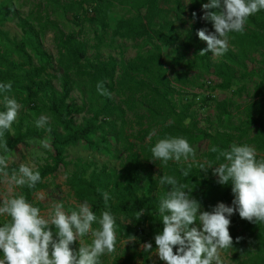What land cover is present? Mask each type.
Listing matches in <instances>:
<instances>
[{
  "label": "trees",
  "instance_id": "1",
  "mask_svg": "<svg viewBox=\"0 0 264 264\" xmlns=\"http://www.w3.org/2000/svg\"><path fill=\"white\" fill-rule=\"evenodd\" d=\"M51 1L62 9L65 15L73 13L76 21L82 16L86 17L90 11L95 14L92 21L99 24L104 32L111 28L109 16L116 0H103L99 4L96 0H69L67 3H63L62 0ZM208 2L209 0H188L186 4L184 0H138L136 15L119 19L112 28V36L132 42L144 40L151 48L139 53L127 63H118L114 57L91 61L87 58V46L80 39L79 31L69 33L60 31L58 66L62 72L53 75L54 80L60 81V89L52 85V78H46L50 75L48 70L54 59L45 52L40 43L41 36L46 34L50 26H55V23L47 15V21L41 25L39 31H36L28 20H21L20 25L26 39L18 44V51L26 54V49L30 48L39 59V65H30V68H26V63L13 61L9 55L0 53V83L10 82L12 91L7 95L14 97L23 108L34 111L38 116L42 114V109L36 106L37 101L40 100V95L50 91L46 112L53 120V124H47L44 129L28 126L23 130L24 119H21L14 127V135L11 134V130L5 132L4 136L0 137V143L6 140L11 152L19 145H28L29 142L40 140L48 134L55 155L52 156L51 163L36 170L40 172L42 180L34 189L24 186L18 188L16 193L23 194L29 203L42 211L45 206L42 202L36 201L35 196L46 187V180L49 177L69 165L67 149L81 145L89 150L103 151L108 149L107 142L113 138L121 142L127 152L126 160L119 172L103 167L101 171L92 172L87 176L90 164L80 161L76 165V172L70 174L67 183L77 201L80 203L86 201L97 216L106 210L115 216L118 236L129 238L145 233L144 236H147L148 242L153 245L152 252L157 248L155 235L163 231L162 218L158 211L159 201L169 190V186H159L160 183L150 174H145L147 163L153 160L152 147L142 146L140 150H136V145L131 142L132 137L144 141L155 130L158 139L182 135L191 145L195 144L197 149L201 148L204 141L220 150L230 149L233 143L247 144L256 149L257 160L261 155L264 159V70L258 75L257 70L251 68L256 61L254 53L264 49V10L248 18L243 33H229L233 50L228 48L221 61L215 63L212 62L210 51L203 56L199 54L202 49L207 48V44L198 37L197 31L202 28L208 30L213 28L211 22L201 19L204 14L202 4ZM193 12L196 13L195 19ZM177 22L183 27L188 25L183 38L184 53L167 64L164 48L177 46L181 38ZM28 58L30 59V56ZM259 64L264 65V54ZM182 67L187 70H198L204 78L203 87L206 89L207 86L211 92L222 90L232 91L239 97L249 95L250 100L245 106H240L232 98L219 100L213 95L203 97V105L214 103L219 118L224 117L227 121L232 120L231 110L237 105L236 108L243 118L238 124L228 127L235 134L227 133L222 136L207 131L196 132L199 120L195 115H190L193 117L192 122L186 124L194 101L178 112V106L172 99L174 94L172 81L181 84L182 87H191L193 84L188 72L176 70ZM171 71L174 75L173 80L168 75ZM73 75L87 79V84L97 96L96 102L90 101L89 104L82 106L69 104L74 87ZM211 76L216 77L219 83L208 85L206 79ZM238 77L256 79L252 94H249L246 85L234 90L235 79ZM99 81L105 82L104 86L111 93L110 97L97 92L96 86ZM113 94L119 98L118 102ZM3 95L4 93H0V99H3ZM83 113L89 114L90 117L85 119L82 126H76L74 115ZM133 122L141 128L137 134H129ZM48 128L51 131H47ZM97 133L105 143L104 147L97 146L91 140V136ZM0 155H4L2 150ZM208 155L211 156L212 162L216 160L217 153L209 151ZM222 162L223 158L217 164ZM181 170L178 165L167 164L164 175L174 176L180 183L193 189L191 196L200 203L201 210L207 207L208 199L222 185L218 184L217 180L205 185L193 170L187 178L181 174ZM8 171L12 172L10 168ZM142 184L146 185L144 189ZM225 186L226 192L220 202L226 204L234 195L231 184ZM100 190L109 193L107 206ZM154 190H157L156 194H153ZM72 210L78 208L73 207ZM141 210L143 214L137 219V213ZM10 219L7 217L1 226ZM97 228L99 225L93 224V229ZM88 236L90 234L82 240L89 242ZM231 237L233 248L226 249L230 256L241 261L240 264H264V223H251L245 220L233 231ZM237 237L241 238L238 243ZM176 250L174 247V253ZM151 252L142 251L138 256L144 258L146 262L145 259ZM0 258H3L2 250ZM126 260L128 263L133 261L131 258ZM145 262L143 264H147ZM163 263L164 261L159 260L155 264Z\"/></svg>",
  "mask_w": 264,
  "mask_h": 264
},
{
  "label": "clouds",
  "instance_id": "2",
  "mask_svg": "<svg viewBox=\"0 0 264 264\" xmlns=\"http://www.w3.org/2000/svg\"><path fill=\"white\" fill-rule=\"evenodd\" d=\"M202 10L201 19L211 22L214 31L209 32L207 28L197 31L198 37L207 43V48L199 54L203 56L210 51L219 57L228 51L229 33H243L248 18L264 10V0H209L202 4ZM192 15L195 19L196 13ZM104 85V81H99L97 92L110 97L111 93ZM11 91L10 82L0 83L6 109L0 111V137L11 130L23 107L7 95ZM49 121L50 117L41 115L36 121L37 127H45ZM46 130L51 131L50 128ZM154 134L155 130L148 139L151 140ZM40 144L51 150L48 138ZM0 150L4 153L0 155V185L6 190L0 194V216L11 218L0 226V250L3 253L0 264H100L102 256L116 252V218L110 211L97 216L85 201L78 210L66 212L62 203H56L45 217L40 208L15 191L24 186L34 189L42 180L40 172L34 171V166L21 164L9 173L6 140L0 143ZM209 151L217 153L216 160L223 158L224 162L218 165L207 162L200 164L199 169L207 172L211 168L218 184H231L232 206L220 202L211 211H202L200 203L191 196L193 189L174 176H161L159 183L169 186V190L159 201L163 231L155 235V254L166 264H223L220 250L233 248L230 217L238 212L248 222L264 223V159L257 160L256 149L247 144L233 143L228 150L213 146ZM151 153L153 161L159 160L166 165L169 161L188 162L195 158L196 150L186 138L168 136L159 139ZM190 173L191 165L181 170L186 178ZM102 195L107 206L109 193L102 191ZM38 198L44 199L43 194H38ZM142 214L143 210L139 211L137 219ZM93 224H98L99 228L93 229ZM89 234L93 239L91 244L85 245L82 238ZM240 239L237 237L236 242ZM134 240L135 237L129 236L126 244ZM77 241L80 246L75 251L71 245ZM174 247L177 248L175 253ZM142 249L151 252L152 244L145 243Z\"/></svg>",
  "mask_w": 264,
  "mask_h": 264
},
{
  "label": "rangeland",
  "instance_id": "3",
  "mask_svg": "<svg viewBox=\"0 0 264 264\" xmlns=\"http://www.w3.org/2000/svg\"><path fill=\"white\" fill-rule=\"evenodd\" d=\"M62 1L63 3L69 2V0ZM102 1L103 0H96V3H102ZM137 1L138 0H116L112 8L113 10L109 16L111 28L104 32L99 24L92 21L95 14L90 11L86 17L82 16L81 19L76 21L73 13L65 15L63 10L54 5L51 0H0V53L9 55L13 61L26 63V68H30V65H39V59L30 48L26 49V54L19 53L18 51V44L26 39V35L21 28L20 22L21 20H28L30 25L33 26L36 31H39L41 25L47 21L48 15L49 19L55 23V26H50L48 28L46 34L41 36L40 43L42 44L45 52L51 55L54 59L53 65H51L48 70L50 75L46 78H52V85L57 89H60V81L53 79V75L60 74L62 72V69L58 66L60 31H64L66 33L79 31L81 35L80 39L83 40L87 46V58L91 61H96L98 59L107 60L109 57H114L118 63H127L136 58L139 53H144L151 48V46L144 40L132 42L118 37L113 38L112 36V28L119 19L130 18L136 15ZM184 2L188 4V0H184ZM176 26L181 33V38L177 46L164 48V57L167 64H169V62L174 58L184 53L183 38L186 34L188 25L183 27L179 22H177ZM208 31L213 32L214 28L209 29ZM203 42L207 44L205 41ZM228 48L233 50L230 41ZM263 54L264 49H260L258 52L254 53L253 56L256 61L253 62L252 67L250 66L251 68L257 70L258 75L264 70V65L259 64V61L262 60ZM189 55H191V52ZM28 56H30V59ZM211 58L212 62L217 63L221 61L222 56L216 57L211 55ZM176 70L188 72V77L193 81L191 87H182L181 84L172 81V89L174 91L172 99L178 106V112L183 109L185 105L194 101V105L189 110V117L185 121L186 124L189 125V123L192 122L193 117H190V115H195L199 120V127L196 129V132L207 131L218 133L222 136L227 133L235 134V132L229 130L228 127L238 124L240 119L243 118L241 112H239L236 108L237 105H235L231 110L232 120L227 121L224 117L219 118L214 103H204V105L202 103L203 97L206 96L207 91L209 90L203 87L204 78H202V75L199 74V71L187 70L185 67L177 68ZM168 75L169 78L173 80L174 75H172V71L169 72ZM211 78H213L216 83H219V80L216 77L211 76ZM72 80L74 87L70 95L69 104L82 106L84 104H89L90 101L96 102L97 96L92 92V89L87 84V79H80L73 75ZM244 85L248 86L249 94H252L254 87L256 86V79H240L238 77L235 79L234 90H237ZM193 94H197L198 98L194 97ZM214 94L219 100L232 98L240 106H245L250 100L248 94H244L242 97H239L232 91L216 90ZM113 97L117 102L119 101V98H117L115 94H113ZM49 99L50 91L46 94L40 95V100L37 101L36 105L42 109L41 115L48 117L50 116L46 112V106ZM2 101L3 99H0V111H5L6 109ZM40 116L36 115L34 111H29L28 109L22 107L19 111L17 121L12 125L11 134L14 135V127L21 119H24L23 130H25L28 126L37 127L36 121L40 118ZM89 117L90 115L87 113L74 115L75 125L82 126L85 119ZM48 124H53V120L51 118ZM45 127L37 128L44 129ZM140 129L141 128L133 122V127L129 128V134H137ZM180 137L183 136L181 135ZM45 138L50 140L51 150L45 149L40 144V141ZM91 140L97 146L104 147L105 145L99 133L91 136ZM158 140L156 132L152 135L151 140H149L148 137L144 141H140V139L135 140L133 137L131 138V142L136 145V150H140L142 146L153 147ZM107 145L109 146L108 149H103V151L89 150L81 145L67 149L66 156L69 165L66 168L60 169L55 175L49 177L46 180V187L35 196V200L42 202L45 206V208L41 211L42 215L47 217L48 213L56 203H62L66 212H70L73 207L78 208V206L82 204L77 201L74 193L71 191V188L67 183L70 174L76 172V165L78 162L82 161L83 163L90 164L87 176H90L92 172L101 171L103 167H107L109 170L116 172H119L122 169L127 156V152L123 144L119 141H115L113 138H110ZM192 146L196 150L194 159H190L188 162L169 161L167 164L178 165L180 169L188 168L189 165H191V170L196 173L198 179L205 185L210 183L212 180H217V177L213 174L211 168L208 169L207 172L199 169L200 164L212 162L211 156L208 154L209 149L213 146H211L208 141H204L200 149H197L195 144H192ZM7 155L9 156V168L11 171L17 170L21 164L34 166V171H36L40 166H45L51 163V158L55 155V150L51 144V137L48 134H45L40 140L29 142L28 145H19L16 149L7 153ZM261 159H263V155L258 158V160ZM218 161L219 160H215L213 163L218 165ZM167 164L165 165L159 160H151L147 163L145 174H150L154 180L159 182L161 176L165 174ZM215 165L213 167H215ZM160 185L161 184H159V186ZM142 186L143 189L146 187L145 184H142ZM217 189V192H215L214 195L208 199L207 207H203L202 211H211L215 204H218L220 200H222L226 192V186L222 185ZM5 191V188L0 185V194H3ZM15 191L17 192L18 188H16ZM156 193L157 190H154L153 194ZM38 194H43L44 199H39ZM233 199L234 196L230 198V201L227 202L226 205L232 206ZM6 220L7 216H0V226ZM230 221L229 232L231 235L233 231L236 228L238 229L239 225L245 220L239 216L238 212H236L230 217ZM144 235L145 233L136 236L133 242H129L127 244L126 242L129 238L117 235L116 252L112 255L102 256L100 258V264H143L145 262L144 258H141L138 255L143 251L142 245L149 243V238ZM92 239L93 237L90 235L88 236L90 243L86 240L82 241L85 245H89L91 244ZM79 246L78 241L77 244L71 245L75 251L79 250ZM220 256L223 264H240L241 262L230 256L226 250H220ZM127 258H131L133 261L128 263L126 260ZM145 260V263L147 264H155L160 259L158 255L155 254L154 250ZM163 264H166V262Z\"/></svg>",
  "mask_w": 264,
  "mask_h": 264
},
{
  "label": "built area",
  "instance_id": "4",
  "mask_svg": "<svg viewBox=\"0 0 264 264\" xmlns=\"http://www.w3.org/2000/svg\"><path fill=\"white\" fill-rule=\"evenodd\" d=\"M206 82H207L208 85H212L215 82V80L210 77V78H207L206 79ZM206 88L209 90V91H207V94L206 95H213V96H215V94H214L215 92H211V89L208 88L207 86H206Z\"/></svg>",
  "mask_w": 264,
  "mask_h": 264
}]
</instances>
